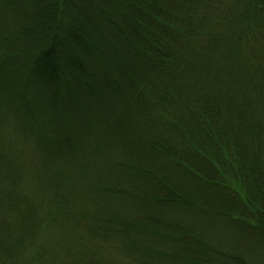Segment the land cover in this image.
I'll return each mask as SVG.
<instances>
[{
  "label": "trees",
  "instance_id": "trees-1",
  "mask_svg": "<svg viewBox=\"0 0 264 264\" xmlns=\"http://www.w3.org/2000/svg\"><path fill=\"white\" fill-rule=\"evenodd\" d=\"M0 264H264V0H0Z\"/></svg>",
  "mask_w": 264,
  "mask_h": 264
}]
</instances>
